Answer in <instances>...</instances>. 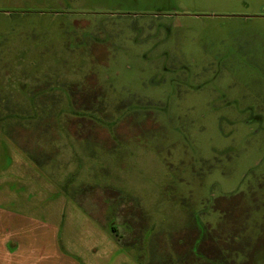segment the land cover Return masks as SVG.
I'll return each instance as SVG.
<instances>
[{
    "label": "rangeland",
    "instance_id": "rangeland-1",
    "mask_svg": "<svg viewBox=\"0 0 264 264\" xmlns=\"http://www.w3.org/2000/svg\"><path fill=\"white\" fill-rule=\"evenodd\" d=\"M4 209L53 264H264V0H0Z\"/></svg>",
    "mask_w": 264,
    "mask_h": 264
},
{
    "label": "crops",
    "instance_id": "crops-1",
    "mask_svg": "<svg viewBox=\"0 0 264 264\" xmlns=\"http://www.w3.org/2000/svg\"><path fill=\"white\" fill-rule=\"evenodd\" d=\"M2 211H5L6 214L0 217V264H53V261H52L53 256H51V252H49L47 247L53 246L54 242H51V244L48 246L47 244H45V240L54 241V238L46 237L47 239L40 240L41 238H39L40 236L38 237V234H37L36 237L39 238L41 253L37 256V258L32 257L31 256L32 249L30 248L24 249L25 246H29V244H25L23 241L19 239L20 235L18 234V232H16L17 226H19V224L15 223V221L13 220L14 217H13L12 212H10L9 209H4ZM87 213L90 217H93V215L96 214L94 217V220L100 221L99 223L103 222V216L100 215L99 212L96 213L93 211H87ZM9 215H12V218L8 219ZM127 219L129 220L128 217ZM104 226L106 225H103L102 227ZM110 227L112 231L114 232L117 231L115 226L111 225ZM1 229H5L4 233L1 232ZM12 230H16V231H13L14 232L13 233ZM200 247L201 249H204V246L202 245V243H200ZM226 248L227 246H223L221 251H219L221 252V255L224 254V251ZM213 257H214L213 260L217 258L219 259L218 264L224 263V261L221 260L223 257H218V256H213ZM41 261H43L44 263H41Z\"/></svg>",
    "mask_w": 264,
    "mask_h": 264
},
{
    "label": "trees",
    "instance_id": "trees-1",
    "mask_svg": "<svg viewBox=\"0 0 264 264\" xmlns=\"http://www.w3.org/2000/svg\"><path fill=\"white\" fill-rule=\"evenodd\" d=\"M204 236H206V235H204ZM228 237H229V236H228ZM206 238H207V236H206ZM208 238H209V237H208ZM230 238L232 239L233 237H230ZM203 241H204V243H205V242L208 241V239L203 238ZM226 244H227V242H226ZM226 246H227V245H226ZM199 249H200V251L202 250L201 247H200ZM208 249H209V248H208ZM202 252H203V251H202Z\"/></svg>",
    "mask_w": 264,
    "mask_h": 264
}]
</instances>
